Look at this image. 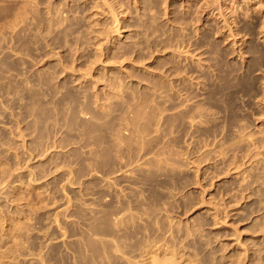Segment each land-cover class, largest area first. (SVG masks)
Returning <instances> with one entry per match:
<instances>
[{"label": "rangeland", "instance_id": "rangeland-1", "mask_svg": "<svg viewBox=\"0 0 264 264\" xmlns=\"http://www.w3.org/2000/svg\"><path fill=\"white\" fill-rule=\"evenodd\" d=\"M106 1L0 0V264H264V1Z\"/></svg>", "mask_w": 264, "mask_h": 264}, {"label": "bare ground", "instance_id": "bare-ground-1", "mask_svg": "<svg viewBox=\"0 0 264 264\" xmlns=\"http://www.w3.org/2000/svg\"><path fill=\"white\" fill-rule=\"evenodd\" d=\"M78 0H76V2H77ZM80 1V0H79ZM106 1V0H105ZM264 1V0H263ZM107 2V1H106ZM262 2V1H261ZM84 3V2H83ZM111 2L109 1V3H107V4H110ZM208 3V2H207ZM77 4V3H76ZM112 4V3H111ZM264 4V3H263ZM75 5V4H74ZM260 5H262V4H260ZM259 5V6H260ZM110 6V9L112 10V13L114 14V22H120V18H119V16L117 15V13L116 12H114L113 10H114V5H109ZM263 7H264V5H263ZM74 8H76V7H74ZM80 8V7H79ZM259 8V7H258ZM66 9V8H65ZM70 9V8H69ZM72 9H73V7H72ZM81 9H82V7H81ZM68 10V9H67ZM81 11V10H80ZM83 11V10H82ZM255 11V10H254ZM68 12V11H67ZM69 12H70V10H69ZM68 15V14H67ZM69 16V15H68ZM63 17V16H62ZM63 18H65V17H63ZM77 18V17H76ZM259 18V17H258ZM256 16H254V20H252V33L255 31V27L259 24V21H260V19H258ZM50 19V18H49ZM49 19H47L48 21H53V20H49ZM60 18H56V20H59ZM71 19V18H70ZM264 20V19H263ZM263 20H261V21H263ZM55 21V20H54ZM60 21V20H59ZM61 21H63V20H61ZM60 21V22H61ZM58 22V21H57ZM49 23V22H48ZM54 23H56V22H53L52 24H54ZM78 23V22H77ZM48 25V24H46V25H48V26H50V27H48V28H51L53 25ZM63 24H64V22H63ZM81 24V23H80ZM264 24V23H263ZM263 24L261 25V26H263ZM55 25H57V24H55ZM59 25V24H58ZM56 27V26H55ZM60 28L62 27V26H59ZM64 27V26H63ZM65 27H67V26H65ZM64 27V28H65ZM74 27V26H73ZM264 27V26H263ZM262 27V28H263ZM53 28V27H52ZM56 29H59V28H56ZM117 30H119V27H117ZM64 31V30H63ZM71 31V30H70ZM96 34V33H95ZM96 37H99V41L101 42H103L104 41V39L106 38V36H100L99 34H97V35H95ZM256 45L257 44H255V45H252V53L253 52H255V48H257L256 47ZM129 47H133V45H129ZM254 60H255V58H254ZM68 94V93H67ZM66 93H64V95H67ZM63 95V94H62ZM63 95V96H64ZM71 96V98H63V97H60L61 99H63L64 101H68V100H70V101H72L71 99L73 98L74 99V96H72V95H70ZM77 97V96H76ZM58 99L57 101H58V103H62V102H64V101H61L60 102V100L61 99ZM78 99V98H77ZM77 99L75 98V102H74V104H76V102H77ZM78 102H81V101H78ZM77 102V104H79ZM152 264H186V261H184V260H182V259H176V258H174V257H166V258H163V259H161V260H158V257L157 256H153L152 257Z\"/></svg>", "mask_w": 264, "mask_h": 264}]
</instances>
